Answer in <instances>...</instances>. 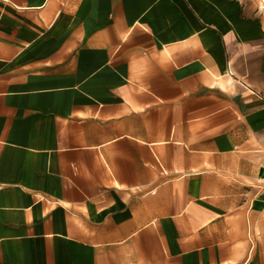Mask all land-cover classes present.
<instances>
[{
	"label": "crops",
	"instance_id": "crops-1",
	"mask_svg": "<svg viewBox=\"0 0 264 264\" xmlns=\"http://www.w3.org/2000/svg\"><path fill=\"white\" fill-rule=\"evenodd\" d=\"M0 264H264V0H0Z\"/></svg>",
	"mask_w": 264,
	"mask_h": 264
}]
</instances>
